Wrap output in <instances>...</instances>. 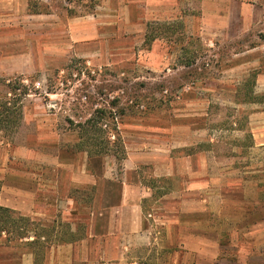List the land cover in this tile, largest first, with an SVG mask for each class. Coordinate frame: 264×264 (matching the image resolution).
<instances>
[{
  "label": "crops",
  "instance_id": "0c3cea01",
  "mask_svg": "<svg viewBox=\"0 0 264 264\" xmlns=\"http://www.w3.org/2000/svg\"><path fill=\"white\" fill-rule=\"evenodd\" d=\"M257 4L264 7V0H102L88 12L73 0H0V62L26 55L38 61L37 48L63 42L66 47L77 45L82 55L99 56L105 53L99 45L108 35L115 40L122 26L124 36L137 32L151 62L163 64L178 58L179 48L185 46L175 35L191 43L232 38L234 27H251L249 19L254 17L249 14L253 16ZM71 8L78 14H69ZM261 11L255 14L258 21L264 17V8ZM165 45L174 46L175 53H166ZM29 46L33 52L26 51ZM242 55L246 72L256 62L259 68L264 40ZM258 71L256 89L264 93V71ZM242 109L246 118L235 119L228 128L183 125L180 130L188 136L177 147H197L190 153L131 150L121 176L104 168V158H90L93 172L83 165H65L59 156L39 168L13 167L0 159V206L19 216L57 223L53 242L51 235L35 232L19 239L31 242L37 235L40 242L46 241L41 242L38 264H251L259 255L264 262V102ZM148 165L154 176L178 184L171 181L172 187L159 196L156 227L146 212L155 198V188L142 180L141 169ZM49 172L52 176H45ZM86 187L96 193L80 208L71 192ZM235 207L239 212H232ZM58 217L67 231H61ZM79 223L84 225L78 228ZM8 237L12 235H0V264H36L33 252L20 248L16 259H10L5 251L14 247L4 243Z\"/></svg>",
  "mask_w": 264,
  "mask_h": 264
},
{
  "label": "rangeland",
  "instance_id": "374dc122",
  "mask_svg": "<svg viewBox=\"0 0 264 264\" xmlns=\"http://www.w3.org/2000/svg\"><path fill=\"white\" fill-rule=\"evenodd\" d=\"M73 2L78 5L82 3L84 9L91 12L102 0ZM30 4V11H33L34 2L30 1ZM256 6L253 16L249 14L250 18L254 17L249 19L253 22L251 27L243 31L234 27L230 39L220 38L215 42L194 39V43H191L184 35H175L173 38L180 45L185 42V46L179 48L178 58L174 57L163 64L151 62L147 46L137 39V32L124 36L122 26L115 40L107 34L104 45H99L105 53L99 56L82 55L77 45L66 47L63 42L51 48L49 45L36 47L39 49L38 61L33 62L26 55L22 60L0 62V79L17 80L28 88V94L22 96V125L11 144L0 145V159L13 167L39 168L49 166L50 158L59 156L65 165H83L93 172L90 158H104V168L112 169L114 177L121 176L125 159L119 146L110 145L108 155L90 157L78 145L82 129L79 125L91 118L98 121L99 127L103 125L105 132H91L87 136L99 137L103 142L108 139L114 141L118 131L125 148V158L131 150L169 149L172 156L196 150L197 147L193 146L177 147L179 141L188 136V133L180 130L183 125L195 124V127H199L205 124L213 129L228 128L235 119L246 118L242 106L264 96L256 89L258 70L264 71V57L259 68H256V62L249 72L241 66L240 60L242 53L257 47L264 40V17L258 13L261 20L255 18L256 12H262L261 8L264 7L260 4ZM76 9L71 8L69 14H78ZM236 22L240 23V19ZM33 50L32 46L26 47L27 52ZM164 51L175 53L174 46L172 48L170 45H165ZM232 57L233 61H227ZM255 97L257 100H253ZM100 109L106 110L101 118L98 113ZM216 145L227 148L224 144ZM203 148L208 149V145ZM141 170L144 183L150 186L152 182L156 184L153 190L155 198H151L146 205L147 217L155 226L154 219L160 212V192L170 189L173 185L171 181L174 185L178 184L173 179L154 176L152 165L143 166ZM45 176L52 174L49 172ZM71 193L83 208L91 202L96 191L86 187L73 189ZM236 197L240 198L241 194ZM237 208H233L232 212H239ZM246 208L249 210V207ZM150 213L152 217H149ZM58 219L61 220V231H67L66 222L62 224V219ZM28 220L17 224L20 229L10 227L7 234L35 232L51 235L49 240L55 241L53 231L57 223L32 218ZM82 225L79 223L77 227L81 228ZM7 239L4 243L14 247L5 251L10 259L16 257L17 248H20L27 253L33 252L37 264L42 261L41 242H46L43 239L37 245H30V239L23 242H16L10 237ZM226 241L224 238V243ZM261 242L264 252V236ZM251 260V264L264 263L260 255L253 256Z\"/></svg>",
  "mask_w": 264,
  "mask_h": 264
},
{
  "label": "trees",
  "instance_id": "16d2710c",
  "mask_svg": "<svg viewBox=\"0 0 264 264\" xmlns=\"http://www.w3.org/2000/svg\"><path fill=\"white\" fill-rule=\"evenodd\" d=\"M257 75V74H256ZM23 86V90L21 89ZM28 94V88L24 85H21L20 81H12L10 79L1 78L0 79V145H9L12 143L13 136L18 132L20 126L23 122L24 112L22 105V96ZM257 97L253 98V100H257ZM264 102V96L260 100ZM253 101V102H257ZM106 110L100 109L98 113L103 117L105 115ZM80 142L79 146L81 150L86 151L90 157L93 156H104L108 155V151L110 150V145L119 146V150L123 153V159H125V148L122 142V138L120 133L116 131V139L111 141L108 139L103 142L99 140V137H88L87 134L94 133H104L105 131L101 127L98 126V121L93 120V118L86 120L84 123H80ZM110 138V137H109ZM117 158H119L117 156ZM153 187L156 186L155 182L150 183ZM166 192H160L159 196H162ZM15 215L17 217H15ZM29 218L19 216L10 208L0 206V235L2 232H10L8 231L10 227L17 230V224L21 221H29ZM11 239H22L28 237V232L25 233L19 232L17 234H12ZM40 238L35 237L34 241L30 243V245L39 244ZM37 264V262H36Z\"/></svg>",
  "mask_w": 264,
  "mask_h": 264
},
{
  "label": "built area",
  "instance_id": "2783aa9c",
  "mask_svg": "<svg viewBox=\"0 0 264 264\" xmlns=\"http://www.w3.org/2000/svg\"><path fill=\"white\" fill-rule=\"evenodd\" d=\"M149 217H152V214L151 213L149 214Z\"/></svg>",
  "mask_w": 264,
  "mask_h": 264
}]
</instances>
